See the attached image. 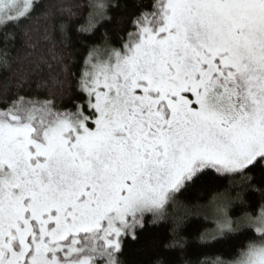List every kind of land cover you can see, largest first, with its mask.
Listing matches in <instances>:
<instances>
[{
  "label": "snow or ice",
  "instance_id": "snow-or-ice-1",
  "mask_svg": "<svg viewBox=\"0 0 264 264\" xmlns=\"http://www.w3.org/2000/svg\"><path fill=\"white\" fill-rule=\"evenodd\" d=\"M161 222L151 264H264V0H0V264Z\"/></svg>",
  "mask_w": 264,
  "mask_h": 264
},
{
  "label": "trees",
  "instance_id": "trees-1",
  "mask_svg": "<svg viewBox=\"0 0 264 264\" xmlns=\"http://www.w3.org/2000/svg\"><path fill=\"white\" fill-rule=\"evenodd\" d=\"M119 14L117 13V16ZM210 195V190L200 189L199 191L186 192L181 194L179 199L191 198L197 199L203 202ZM150 219V218H149ZM167 226L165 222H161L158 225L146 228L141 231L140 239L136 242L126 241L124 254L121 259L126 262V264H151V260L154 255L160 251V245L164 242L166 238ZM220 250L227 252V246H219ZM225 259H230L231 257L225 255Z\"/></svg>",
  "mask_w": 264,
  "mask_h": 264
}]
</instances>
